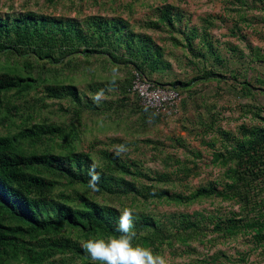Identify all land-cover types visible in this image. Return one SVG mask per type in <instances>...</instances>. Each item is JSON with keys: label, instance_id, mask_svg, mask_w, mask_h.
<instances>
[{"label": "trees", "instance_id": "16d2710c", "mask_svg": "<svg viewBox=\"0 0 264 264\" xmlns=\"http://www.w3.org/2000/svg\"><path fill=\"white\" fill-rule=\"evenodd\" d=\"M145 1L123 5L127 17L0 11V264H100L81 245L120 235L125 206L136 210L134 243L156 253L191 255L192 264H264V106L254 102L264 97L258 72L264 55L245 34H256L258 25L264 34V0H223L227 15L195 24L181 8L184 0H162L132 20ZM224 25L228 37L246 43L249 59L213 36L211 29ZM174 65L184 77H176ZM118 71L124 76L116 77ZM135 74L179 93L180 113L190 108L196 114L183 128L209 159L182 136L172 140V148L185 153L181 158L151 138L95 140L88 152L81 150L83 125L94 116L112 124L115 116L135 118L139 138L167 121L139 106L130 91ZM212 83L215 91L229 90L241 113L234 129L223 126L224 107L196 97L198 85ZM120 144L129 151L116 157ZM147 146L161 157V169L146 168L132 155ZM93 164L101 177L96 192L87 186ZM208 167L217 170L215 177L194 185ZM201 203L228 207L161 215L140 210ZM230 243L241 246L235 257L218 249Z\"/></svg>", "mask_w": 264, "mask_h": 264}, {"label": "rangeland", "instance_id": "374dc122", "mask_svg": "<svg viewBox=\"0 0 264 264\" xmlns=\"http://www.w3.org/2000/svg\"><path fill=\"white\" fill-rule=\"evenodd\" d=\"M108 1V2H107ZM110 1V2H109ZM132 0H102V3L106 4L105 6L94 5L93 0H83L81 2L76 1L73 4H70L68 0H54L50 2L49 0H0V11L9 12L11 11H20V10H39L44 13L55 14V15H65L68 17H80L83 18L87 15L100 13L101 15H107L112 12H116L118 15H122L127 17L130 15L127 8H124L123 5L127 3H131ZM165 1V0H164ZM112 2V3H111ZM162 0H146L144 2L143 7H136V12L131 17L132 20L143 18L144 15L149 13V7L158 5L162 3ZM223 0H184V3L181 5V8L184 9L188 14L191 15L192 23L195 24L198 18L206 17L207 15H221L226 14V8H223L222 4ZM167 3L176 4L177 0H167ZM221 25L220 23H217ZM260 25L257 26L256 34H252L247 31L246 38L253 45L257 46L261 49L262 54L264 55V39L262 33H260ZM227 29L224 27H220L219 29H211V33L215 38L220 41H230L232 45L239 46L244 52L246 58H250V52L245 47L244 42H239L235 38H230L226 34ZM245 32V31H244ZM251 33V35H248ZM258 64V63H257ZM255 66V65H254ZM175 67V75L176 77L181 76L184 77L183 70L181 68ZM258 72L264 74V68L262 66L258 67ZM116 77H123L124 72L118 71L114 73ZM215 84L209 85H198L196 87V97L199 102L206 101V103L216 104L219 107H224L226 110L221 115L223 118V126L229 129H234L237 125L241 123V113L235 110L234 99L232 95L229 94V90L223 86L222 91H215ZM256 105L264 106V97L258 96L256 101H254ZM184 113H180L178 116L163 122L162 124L156 126L155 128L151 126V132L142 137H138L136 135L135 127H133V123L135 122V118L131 119H121L120 117H113V120L116 121V124H112L110 120L105 116H94L88 121H85L83 125V136L81 143V150L88 152L89 146L95 141H106L109 138H119L123 141H134L141 140L143 138H151L152 140H157L166 146L165 153L172 154L173 156H177L179 158L183 157L185 153L176 147H173L172 140L175 137L182 136L192 148L197 149L202 152L204 159H209V153L205 151L204 147L199 144L198 139L194 137V135H188L184 130L183 126L185 118L191 116L195 117L196 114L193 113L192 109H188L183 111ZM51 117V116H50ZM189 117V118H191ZM225 118V119H224ZM112 120V119H111ZM176 148V149H175ZM134 157L140 158L144 162V166L151 170H158L162 168V162L160 161L161 157H157L155 152L150 147H142L140 152H132ZM160 158V159H159ZM217 170H213L211 167H208L201 171L199 178H193L191 182L196 185L203 178H211V176L215 177ZM220 207H228L227 204L221 205H211L210 203H201L195 204L190 208H176L175 206H166L165 204H153L146 208H140V210H145L146 212H150L152 214H164V213H172L174 211H186L193 212L197 210H207V212H213L215 209H219ZM134 208V207H133ZM238 247V250H241V246H238L237 243H230V245L219 246L218 249L226 252L229 256L235 257V250ZM172 250L165 249L161 254L165 255L169 261V264H192V260H194V256L191 255H183V256H173L171 255ZM202 252L205 254V250L198 249V253ZM214 252L211 251L210 254Z\"/></svg>", "mask_w": 264, "mask_h": 264}, {"label": "clouds", "instance_id": "9594fccd", "mask_svg": "<svg viewBox=\"0 0 264 264\" xmlns=\"http://www.w3.org/2000/svg\"><path fill=\"white\" fill-rule=\"evenodd\" d=\"M102 92L97 93L94 99L98 102ZM129 151L125 144L117 145L114 149L116 157H120ZM88 188L99 191L100 174L93 164L89 167ZM136 210L131 206H125L120 210L118 236L107 238L97 236L87 239L82 243V248L91 257L92 261H99L100 264H169L165 255L156 253L150 247L134 243L137 233L134 230V219Z\"/></svg>", "mask_w": 264, "mask_h": 264}, {"label": "built area", "instance_id": "2783aa9c", "mask_svg": "<svg viewBox=\"0 0 264 264\" xmlns=\"http://www.w3.org/2000/svg\"><path fill=\"white\" fill-rule=\"evenodd\" d=\"M130 91L139 106L153 111L164 120L174 118L180 113L181 96L175 90L155 88L135 74Z\"/></svg>", "mask_w": 264, "mask_h": 264}]
</instances>
